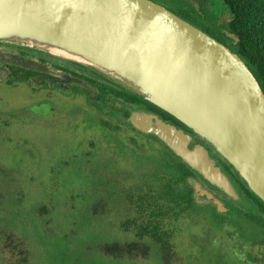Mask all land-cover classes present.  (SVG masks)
<instances>
[{
    "label": "water",
    "instance_id": "1",
    "mask_svg": "<svg viewBox=\"0 0 264 264\" xmlns=\"http://www.w3.org/2000/svg\"><path fill=\"white\" fill-rule=\"evenodd\" d=\"M223 3L224 28H218L233 47L153 0H0V43L76 64L170 115L264 203V91L234 50L241 40L225 28L235 16ZM190 5L204 17L199 1ZM129 111L127 124L159 139L209 186L245 203L208 147L158 114ZM189 183L198 205L206 198L218 214L229 212L201 181Z\"/></svg>",
    "mask_w": 264,
    "mask_h": 264
},
{
    "label": "rangeland",
    "instance_id": "2",
    "mask_svg": "<svg viewBox=\"0 0 264 264\" xmlns=\"http://www.w3.org/2000/svg\"><path fill=\"white\" fill-rule=\"evenodd\" d=\"M191 1L155 0L232 43L207 25L224 28L219 24L223 0L199 2L204 19ZM72 89L81 90L77 85ZM94 102L88 103L85 94L75 98L48 92L40 84L12 86L8 78L0 79V264H167L155 254L121 260L109 256L113 244L133 240L120 230L116 202L121 200H116L114 184L128 181L129 174L144 179L169 155L152 136L124 126L116 132L105 128L101 119L115 118L102 115ZM244 204L228 201L226 207ZM208 215L179 234L172 264L199 263L190 246L192 234L210 232L215 245L236 259L235 249L250 244L227 222L215 228Z\"/></svg>",
    "mask_w": 264,
    "mask_h": 264
},
{
    "label": "trees",
    "instance_id": "3",
    "mask_svg": "<svg viewBox=\"0 0 264 264\" xmlns=\"http://www.w3.org/2000/svg\"><path fill=\"white\" fill-rule=\"evenodd\" d=\"M197 1L203 3V0ZM225 1L230 13L235 16V19L229 22L228 28L241 40L234 50L252 69L264 91V0ZM174 12L200 27L198 21L192 20L187 13L179 10H174ZM207 25L220 32L219 28ZM200 28L218 38L217 35L211 33L210 29L204 26ZM229 45L234 46L232 43ZM67 65L71 70H79L87 74L82 78L99 90V93H96L84 89L88 94V99L90 97L100 102L94 104L99 109L110 106L117 111L121 110L122 108L116 104L118 96L131 97L146 103L139 97L103 79L100 80V77L76 64L68 62ZM10 84H31L30 77L22 76L19 80H11ZM101 123L104 124V121L102 120ZM120 129L122 128L118 126L116 131ZM153 138L161 143L156 137ZM164 148L169 157L160 159L155 170L146 175L144 179H134L133 175L129 174L128 181L123 179L114 184L116 193H118L115 194L118 196L116 200H121L116 202V207L122 217L119 223L120 230L132 234L133 240L116 242L109 248L111 254L109 256L118 257L121 260L148 258L151 254H155L161 262L172 264L177 254L176 239L179 234L189 228L197 218L209 213L208 217L215 228H223L227 222L237 228L250 244L242 243L235 249L236 255L239 256V259H236L224 254L223 249L215 245L210 232L204 235L192 234L189 237L190 246L198 252V264H264V203L248 190L239 175L233 171L232 167H229L240 193L245 196V204L234 208L233 214L223 217L216 213L214 207H199L195 201L193 187L189 183V178L194 176L193 171L166 146ZM257 248L260 255L255 251H258Z\"/></svg>",
    "mask_w": 264,
    "mask_h": 264
},
{
    "label": "flooded vegetation",
    "instance_id": "4",
    "mask_svg": "<svg viewBox=\"0 0 264 264\" xmlns=\"http://www.w3.org/2000/svg\"><path fill=\"white\" fill-rule=\"evenodd\" d=\"M220 40L222 41V39ZM29 62H33L37 66L36 67H32V66L26 67L22 64V63H29ZM67 64L68 62H66L63 59H60L54 56H49L48 54H45V53H42L36 50L0 43V75L4 74V77H3L4 79L8 78V81H11V80H16V79L19 80L21 79L22 76L24 77L29 76L31 84H35V85L40 84V85H43V87L47 89L48 92L54 93V91H57L59 95L60 94L61 95L62 94L73 95L75 98H77V96L81 97L84 94L87 97L88 94L85 92L84 89L99 93V90L93 87V85H91L90 82L82 78V76H87V74H83L79 70H71L69 65ZM43 69H45V71H43ZM80 75L81 77H79ZM68 77L71 78L72 81H70ZM76 80H80L81 83L76 82ZM100 80L102 79L100 78ZM58 82H60L61 85L58 84ZM83 83H86V86L83 85ZM45 84H47L46 87L44 86ZM73 85H77L78 87L81 88V90H73L72 89ZM90 87L94 88L95 91L91 90ZM91 100L92 98L89 97L88 99L87 97V101H89V103ZM97 103H100V102L97 100ZM94 104L96 103L94 102ZM116 104L120 108H122L121 110L124 112L123 114L117 113V110L110 106L100 109L102 115L109 113L110 117L115 118V120H112L104 116L101 119V121L102 120L104 121L103 125L105 128L110 129L111 132H114V131L116 132L118 126L120 127L124 126L127 128H131L133 131L136 130L132 125L127 124V119L130 116V111H129L130 108L133 110H145V111L158 114L164 120L175 124L179 128L184 129L187 133H189L196 139V142L204 144L206 147H208L211 152V155L217 160L218 164L222 167L223 171L230 176L231 180L233 181V183L236 185L237 189L239 190L238 185L236 184V182L234 181L230 173L231 171L229 167L231 166L223 158H221L212 148H210L205 142H203L199 138H196V135L193 132H191L189 129L183 126L180 122L172 118L170 115L166 114L165 112L161 111L160 109L152 106L151 104L147 102L146 103L140 102L131 97L118 96V100ZM106 109H111V110L106 111ZM106 122H109L108 124L110 126H108ZM137 132L140 133L139 131ZM162 146L165 147L164 144H162ZM233 171L235 170L233 169ZM193 177L201 181L204 188L207 189L209 192H211L213 195H215L217 198H219L221 201H223L225 205L227 204L228 201L233 202L232 199H230L223 193L219 192L216 188L209 186L207 183L201 180V178H199L196 174H194ZM194 197H195V193H194ZM202 199L205 201V204L198 205L196 198H195L196 204L199 207H203V208L204 207H214L216 209V213L218 214L217 208L211 202H209L206 198H202ZM231 212H234V208H231V210H229L228 213L218 214V215L222 217L228 216V215H231Z\"/></svg>",
    "mask_w": 264,
    "mask_h": 264
},
{
    "label": "bare ground",
    "instance_id": "5",
    "mask_svg": "<svg viewBox=\"0 0 264 264\" xmlns=\"http://www.w3.org/2000/svg\"><path fill=\"white\" fill-rule=\"evenodd\" d=\"M63 55V54H62Z\"/></svg>",
    "mask_w": 264,
    "mask_h": 264
}]
</instances>
